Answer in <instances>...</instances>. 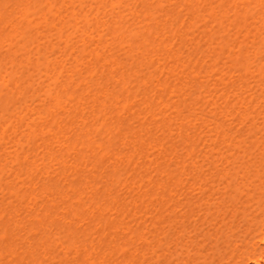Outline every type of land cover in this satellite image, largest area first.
<instances>
[{"label": "bare ground", "instance_id": "1", "mask_svg": "<svg viewBox=\"0 0 264 264\" xmlns=\"http://www.w3.org/2000/svg\"><path fill=\"white\" fill-rule=\"evenodd\" d=\"M0 264H264V0H0Z\"/></svg>", "mask_w": 264, "mask_h": 264}, {"label": "rangeland", "instance_id": "2", "mask_svg": "<svg viewBox=\"0 0 264 264\" xmlns=\"http://www.w3.org/2000/svg\"><path fill=\"white\" fill-rule=\"evenodd\" d=\"M242 138V136H238L237 138H236V141H233L234 143H237L238 141L237 140H240ZM257 141H255V144H258V142H259V139H256ZM242 144V148L244 147V146H246V142H242L241 143ZM248 144H249V142H248ZM255 147H254V145H251L250 146V149L251 150H253ZM229 153L230 152H232V151H228ZM242 153H244V150H241L240 151V154H242ZM231 155H233V154H231ZM229 156V157H228ZM228 156H225V161H227L228 159L229 160H232L233 162H234V165H236V166H242V165H244V163H243V160L244 159H241L242 158V156L241 155H236V157H233V156H230V155H228ZM246 161H248V160H246Z\"/></svg>", "mask_w": 264, "mask_h": 264}]
</instances>
